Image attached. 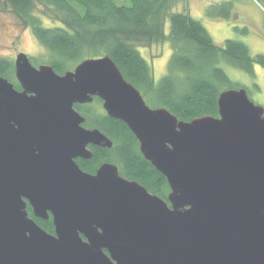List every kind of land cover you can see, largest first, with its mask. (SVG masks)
Returning <instances> with one entry per match:
<instances>
[{"label":"water","instance_id":"obj_1","mask_svg":"<svg viewBox=\"0 0 264 264\" xmlns=\"http://www.w3.org/2000/svg\"><path fill=\"white\" fill-rule=\"evenodd\" d=\"M0 76V264H264V109L226 89L218 117L179 121L149 107L109 57L57 74L19 53ZM94 98L123 122L167 181L166 200L111 163L74 105ZM37 219L51 217L53 233Z\"/></svg>","mask_w":264,"mask_h":264},{"label":"trees","instance_id":"obj_2","mask_svg":"<svg viewBox=\"0 0 264 264\" xmlns=\"http://www.w3.org/2000/svg\"><path fill=\"white\" fill-rule=\"evenodd\" d=\"M181 1L0 0V10L11 13L23 28L30 30L47 53L45 64L57 74L72 70L83 60L107 56L124 80L153 108H165L184 122L204 116L218 117L219 94L231 85L221 65L253 75L254 65L264 69V55L250 56L248 47L236 40L227 39L221 46L216 45L202 23L190 16L187 7L182 12H173ZM233 1L211 6L206 15L230 19ZM43 19L53 25L45 26ZM166 23L168 34L164 31ZM166 42L172 51L167 74L155 82L139 48ZM0 76L20 89L12 61L0 57ZM93 101L101 104L97 98ZM74 108L85 118L83 126L98 129L113 143L110 149L91 146V159L77 160L79 168L94 174L100 164L109 162L117 166L120 176L166 200L169 193L166 179L143 158L127 126L105 112L96 114L90 104H76ZM26 210L43 230L53 233L51 217L37 219L29 205Z\"/></svg>","mask_w":264,"mask_h":264},{"label":"rangeland","instance_id":"obj_3","mask_svg":"<svg viewBox=\"0 0 264 264\" xmlns=\"http://www.w3.org/2000/svg\"><path fill=\"white\" fill-rule=\"evenodd\" d=\"M226 1L229 0H182L173 12H182L187 7L190 16L202 23L216 45L221 46L227 39L236 40L248 47L250 56L264 55V1L234 0L232 15L228 20L206 15V10L211 9V6ZM216 11L218 12L219 9ZM42 21L45 26L53 25L45 19ZM164 31L168 34V23L165 24ZM139 52L151 67L155 82L167 74V64L172 53L169 43L139 48ZM19 53L25 54L35 67L45 64L47 58V53L30 30L23 28L11 13L0 10V57L14 63ZM221 67L231 80L229 89H245L248 98L264 109V69L262 67L254 65L253 75L227 64H222ZM90 105L96 114L104 112L99 102L93 101ZM147 105L153 108L149 102Z\"/></svg>","mask_w":264,"mask_h":264},{"label":"flooded vegetation","instance_id":"obj_4","mask_svg":"<svg viewBox=\"0 0 264 264\" xmlns=\"http://www.w3.org/2000/svg\"><path fill=\"white\" fill-rule=\"evenodd\" d=\"M94 99H95V98H94ZM97 99H98V98H97ZM101 105H102V102H101ZM90 147H91V146H89V149H90ZM93 147H96V146H93ZM98 148H100V147H98ZM101 149H106V148H101ZM77 160L80 161V160H84V159L77 158L76 161H77ZM103 163H109V162H103ZM103 163H102V164H103ZM77 165H78V164H77ZM100 165H101V164H100ZM96 170H97V169H96ZM96 170H95V172H96ZM84 172H85V171H84ZM95 172H94V173H95Z\"/></svg>","mask_w":264,"mask_h":264}]
</instances>
